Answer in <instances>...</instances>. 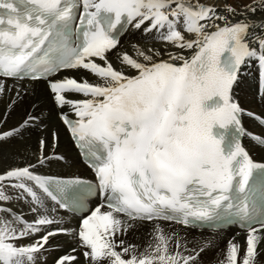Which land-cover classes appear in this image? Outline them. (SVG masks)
<instances>
[{
  "label": "snow or ice",
  "instance_id": "1",
  "mask_svg": "<svg viewBox=\"0 0 264 264\" xmlns=\"http://www.w3.org/2000/svg\"><path fill=\"white\" fill-rule=\"evenodd\" d=\"M17 3L22 9L12 0H0L9 26L0 30V77L48 80L56 104L69 106L78 117L72 121L61 113L77 147L89 157L108 209L97 206L80 225L79 246L86 249L83 255L90 264L105 260L107 264H195L196 257L179 251V237L165 235L159 225L154 228V243L139 255L135 246H125L123 240L117 243V235L133 226L128 221L136 220H167L186 227L239 223L247 229L246 247L241 250L235 238L228 241L220 264H255L264 233V185L256 190L252 179L264 165L255 163L239 141L242 110L232 92L248 60L258 62L264 78V24L233 22L214 7L188 0H82L79 13V0ZM259 4L264 9V0ZM246 10L257 9L246 6ZM226 11L236 14L231 6ZM145 22V32L155 30L160 39L194 54L189 59L168 53V60H158L159 51L134 45L142 59L121 53L122 68H115L107 53L118 45V26L139 29ZM181 22L192 39L178 30ZM123 66L136 74L127 75ZM64 70H84L98 82L70 76L49 79ZM4 89L0 81V93ZM71 95L84 98H68ZM18 133L19 129L0 133V140ZM44 147L41 140V152ZM34 167L0 173V204L11 199L4 189L15 188L32 198V211L37 212L35 220L26 221L10 209L3 215L5 209L0 207V264H36L50 238L66 231H42L56 221L40 212L34 189H42L53 200L57 195L48 187L51 181L36 175ZM82 183L56 182L61 208L78 204L83 210L82 201L71 196L73 185ZM37 234L39 239L31 244L16 243ZM173 239L178 249L174 253L169 252ZM76 260L75 255H64L56 264Z\"/></svg>",
  "mask_w": 264,
  "mask_h": 264
},
{
  "label": "bare ground",
  "instance_id": "2",
  "mask_svg": "<svg viewBox=\"0 0 264 264\" xmlns=\"http://www.w3.org/2000/svg\"><path fill=\"white\" fill-rule=\"evenodd\" d=\"M188 3L193 5L202 3L214 7L218 15L226 16L233 22L244 19L257 25L264 24V9H261L259 0H188ZM226 6L235 8L236 14L233 15L227 12ZM246 6L255 7L257 10L255 13L248 12ZM218 23L222 25L223 21ZM147 26L148 22H145V25L139 29L129 24L124 33L118 38L117 47L107 53V59L115 68H122L118 59V55L121 53L127 52L133 58L142 59L136 56L134 45L145 51L148 49L159 51L161 56L156 57L158 60H168V53H179L189 59L194 54L191 49L181 50L160 39L155 30L151 33L145 32L144 28ZM178 30L182 31L187 39L193 38L191 34L183 32L182 22L178 25ZM212 30L211 28L208 29V31ZM253 31L256 34H261L260 29H253ZM252 46L255 47V45ZM177 63L180 62L177 61ZM123 70L129 76L136 74L134 70H130L127 66H123ZM65 76L76 77L77 79L86 77L90 82H98L95 77L84 70H64L56 74L54 80ZM261 78L258 62L248 60L246 65L242 67L232 97L242 110V121L245 130L256 133L264 141V129L255 124L249 117L250 112L264 117V92L259 91V80ZM0 81L5 85L4 91L0 93V133L19 129L18 134L6 140H0V173L13 167L34 165L32 171L36 175H86L88 171L79 161L66 129L60 121L61 113L78 119L74 110L67 105L63 108L59 107L43 81L5 78H0ZM68 98L75 100L84 97L71 95ZM25 122H27L26 126L22 127ZM53 133H56L55 140L53 139ZM41 140L45 142L43 152L40 150ZM242 143L253 160L264 162V146L253 145L245 137ZM41 159L43 163H39ZM4 190L11 199L0 204V207L5 209L3 215L7 216V210L10 209L12 213L22 215L26 221L36 219L37 212L32 211L35 205L32 203L30 196L15 188L6 187ZM34 190L40 201V212L46 211L47 216L56 221L42 231L66 230L50 238L45 249L37 255L36 264H56V260L64 255H75L77 257L75 264H90L83 256L86 249L79 246L78 232L82 222L81 219L60 210L39 188ZM96 203L95 200L93 205ZM106 210L108 209L102 208V211ZM121 218L128 220L123 216ZM128 223L133 226L126 233L117 235V243L119 240H123L125 246H135L137 255L143 253L150 244L154 243V228L157 225L165 235L175 233L179 237L181 244L179 251L183 255L186 253L185 256L196 257L195 264H220V261L225 259L228 241L233 240V238L241 246V250L246 247L247 231L236 230L232 227L212 231L159 220H136L128 221ZM39 235L25 237L16 241V243L31 244L39 239ZM260 235L262 239L257 245L255 264H264V233ZM185 246L187 250H185ZM73 249H76V251L73 252ZM177 250L175 239H173L169 242V252L174 253ZM117 251H122V249L117 248ZM238 259H242V251L238 253ZM102 264H107V261H102Z\"/></svg>",
  "mask_w": 264,
  "mask_h": 264
},
{
  "label": "rangeland",
  "instance_id": "3",
  "mask_svg": "<svg viewBox=\"0 0 264 264\" xmlns=\"http://www.w3.org/2000/svg\"><path fill=\"white\" fill-rule=\"evenodd\" d=\"M184 255H186V253H184Z\"/></svg>",
  "mask_w": 264,
  "mask_h": 264
}]
</instances>
